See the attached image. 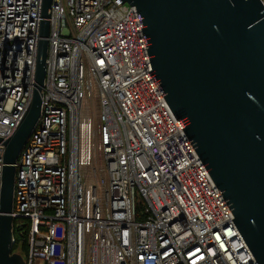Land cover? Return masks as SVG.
<instances>
[{"label": "built area", "instance_id": "2783aa9c", "mask_svg": "<svg viewBox=\"0 0 264 264\" xmlns=\"http://www.w3.org/2000/svg\"><path fill=\"white\" fill-rule=\"evenodd\" d=\"M121 2L51 1L40 115L14 163L12 227L29 229L12 228V252L25 264H258ZM40 5L0 0L1 140L31 98Z\"/></svg>", "mask_w": 264, "mask_h": 264}, {"label": "water", "instance_id": "95a60500", "mask_svg": "<svg viewBox=\"0 0 264 264\" xmlns=\"http://www.w3.org/2000/svg\"><path fill=\"white\" fill-rule=\"evenodd\" d=\"M51 1L41 0L29 104L4 146L0 264L12 252L16 158L40 115ZM135 7L156 86L264 264V7L259 0H121ZM121 2V3H122Z\"/></svg>", "mask_w": 264, "mask_h": 264}, {"label": "trees", "instance_id": "16d2710c", "mask_svg": "<svg viewBox=\"0 0 264 264\" xmlns=\"http://www.w3.org/2000/svg\"><path fill=\"white\" fill-rule=\"evenodd\" d=\"M141 205H138L137 209L140 210ZM29 229V223L26 221H19L14 224L13 235L18 237L20 233L27 234ZM12 250H17L16 246H13ZM27 250L26 244H22L19 253L22 254Z\"/></svg>", "mask_w": 264, "mask_h": 264}, {"label": "rangeland", "instance_id": "374dc122", "mask_svg": "<svg viewBox=\"0 0 264 264\" xmlns=\"http://www.w3.org/2000/svg\"><path fill=\"white\" fill-rule=\"evenodd\" d=\"M93 118L96 120V116H95V117H93ZM94 119H93V121H95Z\"/></svg>", "mask_w": 264, "mask_h": 264}]
</instances>
